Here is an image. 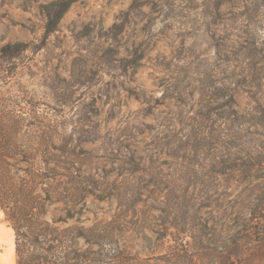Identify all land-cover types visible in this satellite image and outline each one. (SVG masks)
I'll return each instance as SVG.
<instances>
[{
  "label": "rangeland",
  "instance_id": "1",
  "mask_svg": "<svg viewBox=\"0 0 264 264\" xmlns=\"http://www.w3.org/2000/svg\"><path fill=\"white\" fill-rule=\"evenodd\" d=\"M51 1L0 0L2 186L50 196L41 241L102 236L70 243L87 264L223 255L248 206L264 221V0H79L45 39ZM249 112L251 185L225 131ZM15 248L0 206V264Z\"/></svg>",
  "mask_w": 264,
  "mask_h": 264
},
{
  "label": "trees",
  "instance_id": "2",
  "mask_svg": "<svg viewBox=\"0 0 264 264\" xmlns=\"http://www.w3.org/2000/svg\"><path fill=\"white\" fill-rule=\"evenodd\" d=\"M78 1L52 0L41 6V12L46 19L44 27L45 39H48L58 31L61 21ZM27 48L28 45L24 43L8 44L2 48V54H20ZM252 70L256 71L255 69ZM248 93L251 95L253 92L250 91ZM251 98L256 102L255 96L252 95ZM231 101L233 102L234 100L231 99ZM225 107L228 110L231 109L230 104ZM251 110L253 112V109ZM252 112L241 116L228 114L226 118L228 126L226 124L227 129L225 130L226 137L230 142L229 144H231L230 146L235 145L237 141L239 146L242 147L241 151L244 156L242 159L244 165L242 171L245 177L244 181L249 185H251L253 161L248 148L250 144L249 137L252 134L251 129L254 126ZM21 153L24 154L25 152L21 150ZM35 173L38 174L39 171L37 170ZM37 174L35 176L40 177ZM31 193H36V190L34 193L31 191ZM49 197L41 198L35 196L32 201L26 200L31 201V204L24 202L22 206H19L13 196L0 183V206L4 210L7 220L15 233L17 264H87L86 261H93V259L89 258L91 256L90 253L82 252L80 249L70 246V243L84 238L88 243L96 244L97 241L103 240L102 236L91 239L84 236V234H79L72 238L69 233L63 235L57 229H53L50 233V238L47 237V240L41 241L40 237L44 236L41 227L50 225L47 221L44 223L40 222V217L45 215V202L50 201ZM246 210L248 213L242 215L240 229L237 230L236 235L230 236L228 244L225 246V253L212 256L200 255L196 264H257L256 257H260L259 263H264V221L259 218L262 213L255 218L259 219V223L255 224L251 207L248 206ZM25 227L31 230L30 237L24 232ZM69 232L71 233L72 231ZM256 251L257 254H255Z\"/></svg>",
  "mask_w": 264,
  "mask_h": 264
}]
</instances>
